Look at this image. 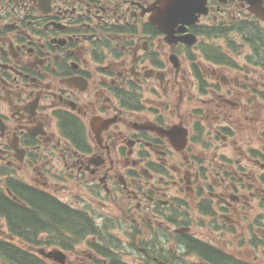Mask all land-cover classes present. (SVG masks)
Returning a JSON list of instances; mask_svg holds the SVG:
<instances>
[{
    "label": "flooded vegetation",
    "instance_id": "flooded-vegetation-1",
    "mask_svg": "<svg viewBox=\"0 0 264 264\" xmlns=\"http://www.w3.org/2000/svg\"><path fill=\"white\" fill-rule=\"evenodd\" d=\"M173 3L0 0V195L87 222L0 264H264V0Z\"/></svg>",
    "mask_w": 264,
    "mask_h": 264
},
{
    "label": "trees",
    "instance_id": "trees-1",
    "mask_svg": "<svg viewBox=\"0 0 264 264\" xmlns=\"http://www.w3.org/2000/svg\"><path fill=\"white\" fill-rule=\"evenodd\" d=\"M72 130L74 129L72 128ZM28 198L33 211L19 207L0 195V211L7 213L11 223L16 227L34 231L49 222L53 225H65L75 230L87 224L83 221L85 218L83 216L79 217L77 213L72 212L73 215L69 217L66 214L67 209L47 196L32 193Z\"/></svg>",
    "mask_w": 264,
    "mask_h": 264
},
{
    "label": "water",
    "instance_id": "water-1",
    "mask_svg": "<svg viewBox=\"0 0 264 264\" xmlns=\"http://www.w3.org/2000/svg\"><path fill=\"white\" fill-rule=\"evenodd\" d=\"M167 3H168V5H170V3H173L172 1H169V0H165Z\"/></svg>",
    "mask_w": 264,
    "mask_h": 264
},
{
    "label": "rangeland",
    "instance_id": "rangeland-1",
    "mask_svg": "<svg viewBox=\"0 0 264 264\" xmlns=\"http://www.w3.org/2000/svg\"><path fill=\"white\" fill-rule=\"evenodd\" d=\"M188 106H189V105H187V107H186V108H188ZM207 127H208V126H207ZM207 133H208V131L206 132V134H205V137L208 135Z\"/></svg>",
    "mask_w": 264,
    "mask_h": 264
}]
</instances>
